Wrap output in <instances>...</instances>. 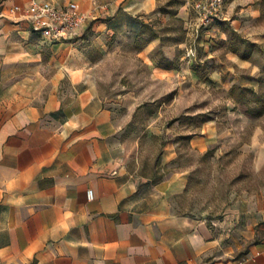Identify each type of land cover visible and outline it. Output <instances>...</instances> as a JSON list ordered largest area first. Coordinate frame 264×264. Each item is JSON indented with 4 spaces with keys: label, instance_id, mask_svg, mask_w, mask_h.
I'll return each mask as SVG.
<instances>
[{
    "label": "crops",
    "instance_id": "crops-1",
    "mask_svg": "<svg viewBox=\"0 0 264 264\" xmlns=\"http://www.w3.org/2000/svg\"><path fill=\"white\" fill-rule=\"evenodd\" d=\"M31 1L0 0V264H264V189L223 219L187 213L191 172L170 171L181 141L166 143L159 176L132 170L118 105L94 75L100 63L69 52L88 31L140 38L162 15V0H92L93 8L49 0L75 2L87 15L76 37L60 42L34 33L22 13L10 14ZM185 9L176 17L194 35L197 16ZM155 33L140 52L153 78L182 82L185 63L161 68L151 58L157 48L168 63L176 56ZM179 46L185 62L186 43ZM216 59L228 74L231 67ZM135 99L131 92L119 102L131 113ZM218 125L206 122L187 143L203 151L221 138Z\"/></svg>",
    "mask_w": 264,
    "mask_h": 264
},
{
    "label": "rangeland",
    "instance_id": "rangeland-1",
    "mask_svg": "<svg viewBox=\"0 0 264 264\" xmlns=\"http://www.w3.org/2000/svg\"><path fill=\"white\" fill-rule=\"evenodd\" d=\"M82 1L93 8L92 0ZM201 1L162 0V15L149 20L140 38L94 37L88 31L69 52L78 58L87 53L95 64L100 63L94 75L104 96L118 105L116 117L131 169L159 176L166 143L180 140L179 156L170 171L191 172L185 211L218 220L230 206L247 203L264 189V112L260 114L264 108V0H222L217 17L209 26H201L197 36L195 29L201 22L196 4ZM182 8L197 16L196 25L189 27L194 35H188L184 22L176 17ZM155 32L166 45L175 47L176 56L168 63L157 48L151 58L161 68L185 63L189 69L184 70L182 82L153 78L155 71L140 54ZM183 42L185 62L179 46ZM194 44L196 56L188 59L187 48ZM104 45L109 48L106 52L101 51ZM216 58L231 67L228 74L216 69ZM131 92L136 99L129 113L125 101L119 100ZM212 120L219 124L222 136L197 151L187 139Z\"/></svg>",
    "mask_w": 264,
    "mask_h": 264
},
{
    "label": "built area",
    "instance_id": "built-area-1",
    "mask_svg": "<svg viewBox=\"0 0 264 264\" xmlns=\"http://www.w3.org/2000/svg\"><path fill=\"white\" fill-rule=\"evenodd\" d=\"M222 2V0H203L196 4L200 15L198 19L201 22L195 29L197 36L201 26H209L217 17ZM9 12L22 13L30 21L34 33L52 42L74 39L87 21V15L75 2L60 6L49 0L42 2L32 0L29 6H14ZM186 52V57L193 59L196 56V44L187 48ZM93 197V191H89V200H93Z\"/></svg>",
    "mask_w": 264,
    "mask_h": 264
},
{
    "label": "trees",
    "instance_id": "trees-1",
    "mask_svg": "<svg viewBox=\"0 0 264 264\" xmlns=\"http://www.w3.org/2000/svg\"><path fill=\"white\" fill-rule=\"evenodd\" d=\"M154 37H156V35H154ZM264 112V108L260 111V114Z\"/></svg>",
    "mask_w": 264,
    "mask_h": 264
}]
</instances>
